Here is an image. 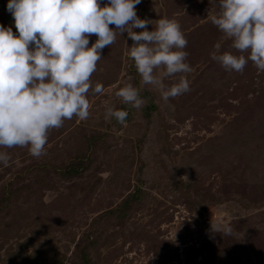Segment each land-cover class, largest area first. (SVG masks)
<instances>
[{"label": "rangeland", "instance_id": "1", "mask_svg": "<svg viewBox=\"0 0 264 264\" xmlns=\"http://www.w3.org/2000/svg\"><path fill=\"white\" fill-rule=\"evenodd\" d=\"M8 3L0 25L18 36ZM218 3L136 6L140 19L180 24L190 92L164 103L142 85L133 41L118 33L90 78L103 93H89L86 120L51 129L40 158L0 148L11 156L0 163V264H264V72L251 61L228 72L211 59L216 43L219 54L248 55L211 23ZM128 83L146 101L140 109L115 96ZM109 106L128 112L124 125L105 119Z\"/></svg>", "mask_w": 264, "mask_h": 264}, {"label": "clouds", "instance_id": "2", "mask_svg": "<svg viewBox=\"0 0 264 264\" xmlns=\"http://www.w3.org/2000/svg\"><path fill=\"white\" fill-rule=\"evenodd\" d=\"M141 0H9L7 10L14 18L12 28L0 25V148L27 147L34 158L46 155L51 129H59L74 116L86 120L90 113L88 95L102 94L103 85L93 88L102 50L127 33L133 41L129 56L142 85L155 88L162 101L191 91L184 74L188 41L178 21L140 19L136 6ZM211 23L231 41V47L245 56L220 53L214 45L211 59L226 71L243 73L251 61L264 72V0H219ZM149 24L155 29L147 30ZM114 25L115 28H110ZM133 29H141L139 33ZM97 40L89 47L90 37ZM179 74L176 83H165ZM115 96L124 104L140 109L146 101L131 83ZM128 112L109 106L105 119L124 125ZM11 156L0 152V163L9 165ZM187 178V177H186ZM47 200V196L45 197ZM212 229L218 231L217 226ZM231 227L223 233L230 235Z\"/></svg>", "mask_w": 264, "mask_h": 264}, {"label": "trees", "instance_id": "3", "mask_svg": "<svg viewBox=\"0 0 264 264\" xmlns=\"http://www.w3.org/2000/svg\"><path fill=\"white\" fill-rule=\"evenodd\" d=\"M74 168H75L74 166L69 167V171H70V170H71V171L74 170ZM6 200H7V197L4 198L2 201H6ZM84 258H86V257L83 256V261L81 262V264H86V261H85Z\"/></svg>", "mask_w": 264, "mask_h": 264}]
</instances>
